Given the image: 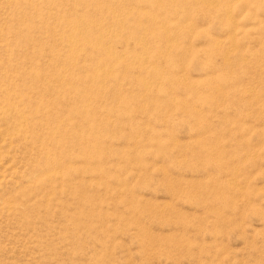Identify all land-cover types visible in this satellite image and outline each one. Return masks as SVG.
Masks as SVG:
<instances>
[{
    "label": "rangeland",
    "instance_id": "obj_1",
    "mask_svg": "<svg viewBox=\"0 0 264 264\" xmlns=\"http://www.w3.org/2000/svg\"><path fill=\"white\" fill-rule=\"evenodd\" d=\"M30 1L0 0V264H264V0ZM78 25L127 41L73 62Z\"/></svg>",
    "mask_w": 264,
    "mask_h": 264
},
{
    "label": "bare ground",
    "instance_id": "obj_2",
    "mask_svg": "<svg viewBox=\"0 0 264 264\" xmlns=\"http://www.w3.org/2000/svg\"><path fill=\"white\" fill-rule=\"evenodd\" d=\"M20 1H22L23 2V4L25 3L26 5H27V3H29L30 5L32 4L33 5V3L30 1V0H20ZM61 1V0H60ZM99 1V0H98ZM101 1V0H100ZM104 1V0H103ZM116 2L117 3V5L119 4L120 6H123V5H125V3H127L126 1L127 0H113V2ZM27 2V3H26ZM62 2V1H61ZM72 2V1H71ZM75 2V1H74ZM77 2H79V3H77V4H75V7L72 5V8L70 7V9L69 10H67L68 9V7H69V5L67 6L66 4H64V6L65 7H67L66 9H64V7L61 9L60 8V6L59 5H57V6H59V7H57V8H55V10H56V12L58 13H60V12H62L61 14L62 15H68V14H70V15H72V14H74V15H72V17H74L75 18V21H78L79 19H80V21L79 22H81V20L83 21V20H85L86 18H87V16L89 17V13H88V11L89 10H87L86 9V7H89L90 8V6L91 5H94V4H97V0H79V1H77ZM105 2V1H104ZM103 2V3H104ZM164 2H166V3H170V4H172V5H178V4H180V5H183L184 6V8H186V10L190 13L191 12V10H192V6H193V4H192V2L190 3V2H188V1H186V0H135V2L133 1V4L135 3V4H147V5H151L149 8H151V7H153L158 13H167L166 12V6L164 7ZM42 3V2H41ZM82 5H84V6H82ZM110 3H111V0H110ZM19 4V3H18ZM22 4V3H21ZM69 4V3H68ZM99 4V3H98ZM106 4H108V3H106ZM29 5V6H30ZM103 5H105V4H103ZM28 6V7H29ZM95 6V5H94ZM109 6V5H108ZM132 6V5H131ZM131 6H130V8H131ZM139 6V5H138ZM146 6V5H145ZM31 7V6H30ZM62 7V6H61ZM98 7V6H97ZM97 7H95L96 9H95V12L96 13H94L95 14V17L98 15V13L100 14V12H108V13H110V16L112 17H110L111 19H109V17H108V19H107V17L105 18V19H107L106 20V22L108 23V25H111V26H119V27H121L120 25H125V23H126V25L125 26H130V27H133L134 28V33L135 32H141L142 31V33L144 32V31H148V29L149 28H151V27H149L148 28V26H149V23H150V25H152V24H160V21H159V18L158 17H155V15L153 16V14L150 16V15H148L149 17H148V20H147V24L148 25H145V23L143 22V20H144V18H143V20H142V22H141V20L138 22V20H137V22H136V19H135V23H134V21H133V19H132V15L130 14L131 13V11H130V13H129V15H127V14H123L122 13V15L121 16H114L113 14L116 12L115 11V9L114 8H111V7H109V8H105L106 7V5L103 7L104 9H106V11H104V10H102L101 8H102V6L100 5V7L101 8H97ZM129 7V6H128ZM137 7V6H136ZM36 8V7H35ZM93 6H92V10H93ZM117 8V7H116ZM125 8V7H124ZM135 8V7H134ZM120 9V8H119ZM125 9H127V8H125ZM152 9V8H151ZM91 9H90V12L92 11ZM122 10V9H121ZM129 9H127V11H128ZM51 11L52 10H50V13H51ZM94 11V10H93ZM93 11H92V13H93ZM132 11L134 12V10L132 9ZM53 12V11H52ZM129 12V11H128ZM54 13V12H53ZM92 13H90V15L92 14ZM124 13H127V12H124ZM60 14V15H61ZM97 14V15H96ZM101 15V14H100ZM102 15H104V14H102ZM105 15H107V13L105 14ZM56 16V15H55ZM94 16V15H93ZM92 16V17H93ZM156 16H158V15H156ZM159 16H160V14H159ZM38 17H40V16H38ZM52 17V16H51ZM50 17V18H51ZM61 17V16H60ZM63 17V16H62ZM70 17V16H69ZM92 17H90L91 18V20H90V22L91 23H94L95 25H102L103 27H104V25L102 24L103 22H104V20H99V15L97 16L98 17V19L96 18V19H94L95 21H92ZM94 17V18H95ZM131 17V18H130ZM42 18V17H41ZM65 18V17H64ZM79 18V19H78ZM134 18H135V16H134ZM140 18H142V17H140ZM167 18V17H166ZM55 19V18H54ZM58 19H59V17H58ZM66 19V18H65ZM70 19V18H69ZM147 19V17L145 18V20ZM227 19V18H226ZM57 20V19H56ZM40 21V20H39ZM163 21V20H162ZM62 22V21H61ZM68 22V21H67ZM71 22V21H70ZM87 22H88V19H87ZM89 22V23H90ZM105 22V23H106ZM72 23H74L73 22V19H72ZM106 23V24H107ZM162 23V22H161ZM231 23V22H230ZM52 24V23H51ZM50 24V25H51ZM75 24H77V23H75ZM105 24V25H106ZM128 24V25H127ZM49 25V26H50ZM53 25V24H52ZM66 25V24H65ZM90 25V24H89ZM93 25V24H92ZM95 25H94V27H95ZM134 25V26H133ZM160 25H162V27H164L165 25L162 23V24H160ZM56 26V25H55ZM59 26H61V25H59ZM79 26V27H78ZM78 26H75V27H70L68 30H66L65 32H64V38L66 37V39L68 40V43H67V45H65L66 46V48L68 49V51L72 54H70L69 56H73V59H72V57H71V60L73 61V62H76L77 60V58L75 59L74 57L76 56V57H78L79 55V52H78V50H80L81 48H84V53H81V55H83L84 57H90L89 59H91V58H94V56H95V52H94V50L96 49L97 51H104L105 53H107V55H108V57H109V59H110V61L109 62H107V63H111L112 61H114L115 60V54L112 52V51H110V49H109V51H108V49H107V45H108V43H112V42H120V43H125L127 40L125 39V38H123V37H121V36H116V35H111V36H109L108 34L106 35V37H99V36H94L95 35V33L93 34V32H95V31H92L91 32V30L90 31H84V29H86V28H84V29H82L81 27H80V25H78ZM155 26V25H154ZM48 27V26H47ZM51 27V26H50ZM58 27V26H57ZM64 27V26H63ZM66 27H67V25H66ZM89 27V26H88ZM49 28V27H48ZM47 28V29H48ZM99 28V27H98ZM101 28V27H100ZM124 28V27H123ZM164 28H166V26L164 27ZM64 29V28H63ZM90 29V28H89ZM93 29V28H92ZM125 29H127V28H125ZM128 29H129V27H128ZM126 30V31H128V34H129V30ZM51 30H52V28H51ZM50 30V31H51ZM100 30V29H99ZM98 30V31H99ZM130 30H132V29H130ZM58 31V30H57ZM97 31V32H98ZM1 34L0 35H4V31L3 32H0ZM133 33V34H134ZM137 33V34H138ZM141 33V34H142ZM62 34V33H61ZM97 34V33H96ZM183 34V33H182ZM134 36L135 37H137L138 35H135L134 34ZM163 36V35H162ZM162 36H161V38H162ZM160 37V36H159ZM75 38H77L76 40H75ZM155 38H157V36H155ZM160 39V38H159ZM162 39H166V41H168V39H169V37L168 38H162ZM61 40V39H60ZM155 40H158V38L157 39H155ZM142 43V42H141ZM152 43H153V41H152ZM154 43H155V41H154ZM147 44H148V42H147ZM146 44V45H147ZM85 48H87L86 50H85ZM141 49H143L144 48V45H143V43L141 44V47H140ZM147 49V48H146ZM65 50V49H64ZM95 50V51H96ZM96 51V52H97ZM49 52V50L48 51H46V50H44V48H43V50H39L36 54H38V55H42L43 53H45V54H47ZM98 54H100V53H98ZM98 54H97V56H98ZM137 54V53H136ZM6 55H8V56H10V55H12V54H10V52L9 53H6ZM78 55V56H77ZM51 56V55H50ZM162 57V55L159 53V54H156V57ZM135 57H136V55H135ZM138 57V56H137ZM96 58V57H95ZM28 59V58H27ZM97 59V58H96ZM52 63V62H51ZM78 64V63H77ZM56 65V64H55ZM82 65V64H81ZM92 66V65H91ZM35 67V66H34ZM84 67V66H83ZM62 68V67H61ZM87 68V67H86ZM63 69V68H62ZM88 70H89V68H87ZM87 69H85V70H87ZM91 69V68H90ZM142 69V68H141ZM146 70V69H145ZM144 70V71H145ZM90 71V70H89ZM96 71V70H95ZM150 71V70H149ZM146 72V71H145ZM32 75L34 78H36L37 79V84H38V86L39 87H42L43 88V86H44V80H40V78H42V71L39 69V67H35V68H31V70L29 71V72H20V76H23V75ZM31 76V77H32ZM54 76H56L58 79H59V81H62L63 82V84L65 85V86H62L61 84H59V86H57V87H54V88H52L53 90L54 89H57V91H59V92H67V87H66V84H65V79H67L68 78V74L67 73H65L64 71H60V72H58L56 75H54ZM70 76V75H69ZM103 77H107V75H104ZM104 80V79H103ZM108 80V79H107ZM8 82V81H7ZM47 82H49V81H47ZM104 82V81H103ZM70 83V82H69ZM3 84H4V82H3ZM47 85V84H46ZM54 85V84H53ZM8 86L9 87H16L15 86V84L14 83H12V82H9L8 83ZM4 90V86H3V88H2V90H1V92H0V94L1 93H3L2 91ZM55 91V90H54ZM21 98H19V100H18V104H17V108H20V107H24V106H26L27 108H29L30 109V111H31V113L34 115V117H36V115H38L40 112H41V109L42 108H39L38 107V101H35L33 98H31V97H28V96H26L25 98H23L22 100H20ZM89 99V98H88ZM47 102H45V104H46ZM45 106V105H44ZM43 106V107H44ZM47 106V105H46ZM74 108H76V107H74ZM74 108H71L69 111H70V113H72L73 114V109ZM76 113V112H75Z\"/></svg>",
    "mask_w": 264,
    "mask_h": 264
}]
</instances>
